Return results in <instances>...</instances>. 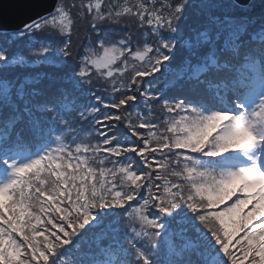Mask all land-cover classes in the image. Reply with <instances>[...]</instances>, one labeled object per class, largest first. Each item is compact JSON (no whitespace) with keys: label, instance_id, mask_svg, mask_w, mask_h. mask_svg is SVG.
Returning a JSON list of instances; mask_svg holds the SVG:
<instances>
[{"label":"snow or ice","instance_id":"snow-or-ice-1","mask_svg":"<svg viewBox=\"0 0 264 264\" xmlns=\"http://www.w3.org/2000/svg\"><path fill=\"white\" fill-rule=\"evenodd\" d=\"M17 9L0 264H264V0Z\"/></svg>","mask_w":264,"mask_h":264},{"label":"water","instance_id":"water-1","mask_svg":"<svg viewBox=\"0 0 264 264\" xmlns=\"http://www.w3.org/2000/svg\"><path fill=\"white\" fill-rule=\"evenodd\" d=\"M52 0H45V3L50 4ZM20 0H0V26L15 27L27 19V15L18 11L17 5ZM39 11L40 9H35Z\"/></svg>","mask_w":264,"mask_h":264},{"label":"trees","instance_id":"trees-1","mask_svg":"<svg viewBox=\"0 0 264 264\" xmlns=\"http://www.w3.org/2000/svg\"><path fill=\"white\" fill-rule=\"evenodd\" d=\"M33 39H35V38H33ZM23 43H27V41H24ZM163 81H161V83H162Z\"/></svg>","mask_w":264,"mask_h":264}]
</instances>
